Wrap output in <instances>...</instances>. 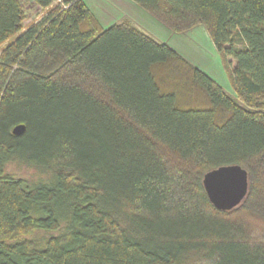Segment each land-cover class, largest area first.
<instances>
[{
	"label": "trees",
	"instance_id": "trees-1",
	"mask_svg": "<svg viewBox=\"0 0 264 264\" xmlns=\"http://www.w3.org/2000/svg\"><path fill=\"white\" fill-rule=\"evenodd\" d=\"M31 1L25 29L0 0V264H264V0H131L169 36L203 27L235 96L136 19ZM230 165L250 193L226 212L203 179Z\"/></svg>",
	"mask_w": 264,
	"mask_h": 264
},
{
	"label": "rangeland",
	"instance_id": "rangeland-1",
	"mask_svg": "<svg viewBox=\"0 0 264 264\" xmlns=\"http://www.w3.org/2000/svg\"><path fill=\"white\" fill-rule=\"evenodd\" d=\"M21 1L26 15L25 29H28L32 25L36 24L48 13V10H41L31 0ZM84 1L103 27L117 23L123 17L130 19L134 23L136 19L138 25H141L140 27L149 31L161 41L168 42L172 48H178L177 51L180 52V54L182 53L181 55H183L190 63H192V61H190L191 59L197 61V63L201 65L197 67L211 75L224 87V89L229 94L235 96V92L229 80L228 73L222 64L221 57L217 52L212 40L210 37H208V33L203 27H200V29H196L185 35L169 36L163 26L139 9L131 0ZM62 2H64V0H56L52 8L61 5ZM7 171L14 176L21 177L31 182H46L51 178L50 172L47 173L43 170L17 162L10 163L7 166ZM249 193L250 190L242 204H244V202L247 200ZM241 215L245 217L246 220L250 221V223H253V225L258 223L257 218H255L249 212H242Z\"/></svg>",
	"mask_w": 264,
	"mask_h": 264
},
{
	"label": "water",
	"instance_id": "water-1",
	"mask_svg": "<svg viewBox=\"0 0 264 264\" xmlns=\"http://www.w3.org/2000/svg\"><path fill=\"white\" fill-rule=\"evenodd\" d=\"M25 131L26 127L19 125L13 129V134L21 136ZM203 187L216 209L230 212L246 199L249 192V174L239 165L223 166L205 174Z\"/></svg>",
	"mask_w": 264,
	"mask_h": 264
},
{
	"label": "crops",
	"instance_id": "crops-1",
	"mask_svg": "<svg viewBox=\"0 0 264 264\" xmlns=\"http://www.w3.org/2000/svg\"><path fill=\"white\" fill-rule=\"evenodd\" d=\"M126 1V0H125ZM128 1V0H127ZM131 5V4H130ZM134 7V6H133ZM197 29H200V27L199 28H197ZM196 30V29H195ZM194 31V30H193ZM209 37V36H208ZM175 48V50L177 51L178 50V48H176V47H174ZM178 52V51H177ZM178 53H180V52H178ZM182 54V53H181ZM201 56V55H200ZM190 61H192V63L194 64V65H197V66H201V65H199L198 63H197V61H195L194 59H191Z\"/></svg>",
	"mask_w": 264,
	"mask_h": 264
}]
</instances>
